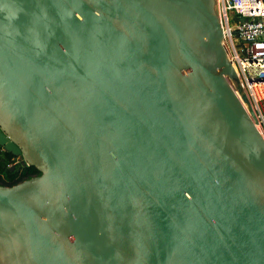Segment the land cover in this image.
I'll use <instances>...</instances> for the list:
<instances>
[{"label": "water", "instance_id": "1", "mask_svg": "<svg viewBox=\"0 0 264 264\" xmlns=\"http://www.w3.org/2000/svg\"><path fill=\"white\" fill-rule=\"evenodd\" d=\"M223 38L215 0H0V148L39 173L0 186V264H264Z\"/></svg>", "mask_w": 264, "mask_h": 264}, {"label": "built area", "instance_id": "2", "mask_svg": "<svg viewBox=\"0 0 264 264\" xmlns=\"http://www.w3.org/2000/svg\"><path fill=\"white\" fill-rule=\"evenodd\" d=\"M215 3L223 45L235 75L230 85L240 100L241 95L246 96L255 127L264 139V0Z\"/></svg>", "mask_w": 264, "mask_h": 264}, {"label": "trees", "instance_id": "3", "mask_svg": "<svg viewBox=\"0 0 264 264\" xmlns=\"http://www.w3.org/2000/svg\"><path fill=\"white\" fill-rule=\"evenodd\" d=\"M13 164L15 165L11 170ZM37 175L39 173L35 168L22 165L11 154L0 148V186L12 187Z\"/></svg>", "mask_w": 264, "mask_h": 264}, {"label": "rangeland", "instance_id": "4", "mask_svg": "<svg viewBox=\"0 0 264 264\" xmlns=\"http://www.w3.org/2000/svg\"><path fill=\"white\" fill-rule=\"evenodd\" d=\"M233 16V15H232ZM231 24L234 25V21H231ZM15 164L11 165V167H14Z\"/></svg>", "mask_w": 264, "mask_h": 264}]
</instances>
